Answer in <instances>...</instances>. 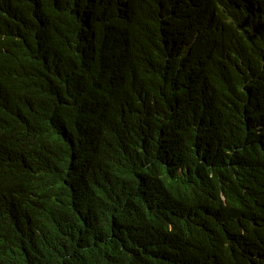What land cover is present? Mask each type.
<instances>
[{"label": "trees", "instance_id": "trees-1", "mask_svg": "<svg viewBox=\"0 0 264 264\" xmlns=\"http://www.w3.org/2000/svg\"><path fill=\"white\" fill-rule=\"evenodd\" d=\"M0 264H264V0H0Z\"/></svg>", "mask_w": 264, "mask_h": 264}]
</instances>
